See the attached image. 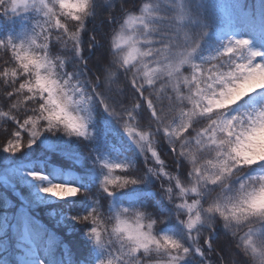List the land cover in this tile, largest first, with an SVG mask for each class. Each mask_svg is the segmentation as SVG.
Returning <instances> with one entry per match:
<instances>
[{
	"label": "snow or ice",
	"instance_id": "6c2138e0",
	"mask_svg": "<svg viewBox=\"0 0 264 264\" xmlns=\"http://www.w3.org/2000/svg\"><path fill=\"white\" fill-rule=\"evenodd\" d=\"M164 2L167 4L163 9L165 14L156 18L154 23L157 27L145 35L146 50L140 51L117 33L108 45L113 57L111 63H105L104 70L89 81L88 92L99 99V104L105 110L120 119L127 115L132 120L136 118V110L146 106L150 113V129L154 126V130H129V135L137 137L142 151L150 152L151 158L160 165V171L168 177L165 183L170 185L166 188L169 198L174 195V189L187 197L177 207L186 210L184 215H187V220L183 218L184 215L180 218L193 244L186 247L170 236L154 235L153 228L157 221L151 217L144 224L141 222L143 214L137 213V221L131 225L121 221L118 214L112 232L119 234V247L115 249L119 255L108 260L107 264H180L193 250L200 256L208 255L209 250H219L220 244L212 240L215 229L211 217L217 213L223 218L226 229L232 230L233 222L237 226L248 227L247 232L240 237V243L234 244V248L240 250V255H234L228 264H250L248 259H244L246 253L251 255L253 261L264 264V249L258 247V241L264 242V175L248 176L246 181L242 179L255 165L264 164V108L228 115L231 107L244 97L264 93V53L249 49L247 39L231 40L217 57L210 58L211 61H218V64L208 68L206 74L204 65L193 63L191 59L198 47V40L195 37L189 40L185 31L184 22L189 17L188 11L179 0ZM34 3L36 0H11V7H8V0H0V10L15 14L26 11ZM39 5L46 19L37 25L39 31L30 43L16 44L12 39L0 40V49L4 50L5 55L10 50L12 55L9 61L14 59L18 65V68H0V80L7 81L9 76L12 77L9 84L11 90H7L6 95L14 110L18 108L16 98L23 97V109H27V112L20 120V128L26 129L33 140L40 135L41 130L51 131L55 128H62L70 135L86 137L88 129L84 117L75 115L71 108V105H79L84 100L85 90L79 84H73L70 75L59 77L64 61L59 56L50 58L49 50L55 47V43H51L52 37H55L59 44L68 46L70 43L74 53H80V37L85 28L84 16L89 13L90 0H39ZM156 7L159 9L161 5ZM149 8L146 4L144 11H149ZM133 19L129 17L125 23L131 24ZM139 19L148 29V22ZM153 33L156 38H150ZM40 38L43 42L37 43ZM122 44H129L131 50L127 55H120ZM36 49L40 50V54H37ZM137 53L143 58L138 62L139 67L133 63ZM237 57L239 60L234 59ZM222 58H226L227 62H221ZM185 65L191 69L190 76L183 74ZM140 73L149 87L137 82ZM121 76L124 77V89L129 93L123 99L121 93L124 89L117 91L113 88ZM157 80L161 81L159 90H156ZM169 82H173L174 94L162 97L160 92ZM68 89H71V93ZM133 96L138 98V103L132 100ZM128 104H131V108ZM117 109L121 112L118 113ZM153 136H158L160 140L169 138L170 151L176 153L174 157H168L174 168L178 167L175 161L188 159L192 169L189 173L188 168H184V179L187 181L188 176L195 177L191 187H186L180 176H173L163 170L164 160L153 147ZM23 146L21 133L17 130L14 140L8 141L5 150H19ZM205 152L214 153V158L204 160ZM197 153L200 154L199 158ZM105 167L109 170L103 181L105 192L111 194L112 190L137 183L136 179L129 178V174L113 175L115 170L124 173L125 165L105 164ZM30 175L41 179L36 173ZM234 179L238 181L235 196L227 195L222 204L219 199H211L217 190L210 191L208 199L202 203L201 197L207 186L218 185L220 189ZM41 191L65 199L76 195L79 190L64 184H49ZM189 192L192 193L190 197ZM203 204L208 206L205 208ZM122 211L128 213L130 210ZM83 220L91 221V234L103 246L106 241L100 229L98 211L94 209ZM202 221L209 229L206 236L197 227ZM108 235L107 241L111 233ZM233 236H236L235 232ZM111 243L113 246L114 242ZM101 264L105 262L101 261Z\"/></svg>",
	"mask_w": 264,
	"mask_h": 264
},
{
	"label": "trees",
	"instance_id": "16d2710c",
	"mask_svg": "<svg viewBox=\"0 0 264 264\" xmlns=\"http://www.w3.org/2000/svg\"><path fill=\"white\" fill-rule=\"evenodd\" d=\"M161 1L163 0H92L90 14L85 18V28L81 32L79 54L74 53L70 43L68 46H63L56 42L55 37H52L51 43H55V47H50V58L59 56L64 61V68L58 73L59 77L64 78L65 74H68L73 84H79L85 90L84 100L78 106L81 116L87 123L86 137L70 135L62 128H55L51 131L41 130L40 135L33 140L26 129L20 128V120L27 112V109H23V97L16 98L18 108L12 109L9 103L10 98L6 95V91L11 90L9 84L12 77L9 76L7 81L0 80V177L6 178V182L0 178V188L7 198V204H0V224L2 225L0 260L9 264H21L26 251L33 246V241L24 229L25 224L31 223L34 224L37 233L44 237L46 243L50 242L54 264H101V261L107 264L108 260L119 255L115 251L119 247V234L112 232L117 223L118 214L131 223H136L137 213L143 214L144 218L141 222L144 224H147L148 217H151L157 221L153 228L154 235H167L186 247L192 246L193 242L188 239V229L180 218L186 210L177 207V204L183 202V196L178 189H174V195L171 199L169 198L166 188L170 185L165 183L168 177L160 171V165L151 158V153L142 151L137 143V137L129 135V130L132 132L154 130V126L150 129V113L146 110V106L136 110V118L129 120L128 116L124 115L120 119L105 110L99 104V99L88 92L89 81L104 70L105 63H111L113 57L108 45L113 42L117 33L127 29L125 27L127 15L139 13L147 3L154 5ZM180 3L189 13L188 19L184 22L188 39L195 37L198 40V47L191 58L192 62L204 65L206 74L208 68L218 64V61H211L210 58L217 57L231 40L247 39L249 49L264 53L255 47L250 38L237 36L236 30L240 28V24L232 11V0H180ZM243 3L251 11L252 16L255 19L259 18L261 25L264 26V0H243ZM56 11L59 15L58 7ZM25 19L12 17L11 12L0 10V40L12 39L16 44L30 43L39 31L37 25L43 23L46 18L43 10L35 9ZM154 21L151 26L156 28ZM42 42V38L37 40V43ZM36 52L40 54L39 49ZM124 52L125 49L120 55L123 56ZM11 55L10 50L5 55L4 50L0 49V68H18L14 59L9 61ZM234 59L239 60L238 57ZM138 62L136 63L139 67ZM221 62L226 63L227 59L222 58ZM182 71L185 76H190L191 69L188 65H185ZM128 79H131V74L128 75ZM123 80L124 77L121 76L120 81L114 84L113 88L117 91L123 90L125 87ZM137 82H143L145 87H149L142 73L138 74ZM172 83L169 82L160 92L162 97L174 94ZM160 85L161 81L157 80L156 90L160 89ZM68 91L71 93V89ZM150 91H152L151 88ZM128 94V90L124 89L121 98H126ZM132 100L139 102L136 96H133ZM157 105L159 107V102ZM127 106L131 108V104ZM261 108H264V93H253L233 105L228 115L254 112ZM117 112L120 113L121 110L117 109ZM17 130L21 133L23 148L5 150L8 141L14 140V133ZM152 144L164 160V171L173 176H180L184 184L192 182L191 176H188L187 181L184 179L186 176L184 168L187 167L189 173L192 169L187 158L175 161L178 167L174 168L173 162L168 157L169 155L174 157L176 153H171V146L165 138L160 140L158 136H153ZM199 155L197 153L198 157ZM203 157L205 160L212 159L214 153L205 152ZM31 160H42L63 171L72 170L78 173L80 185L76 196L70 200L57 199L54 202H41L37 191L46 186L48 174L40 176L41 179H36L28 170L17 167L19 163ZM105 164L125 165L124 173L115 170L113 175L129 174V178L136 179L137 183L112 190L111 194L105 192L103 181L109 174ZM260 175H264V164L255 165L242 179ZM231 182H234L235 188L238 187L237 180L234 179ZM189 194L190 197L192 193ZM203 197H201L202 203ZM207 199L208 197L205 198ZM205 205L207 207V204ZM94 209L98 211L100 229L106 241L103 246L98 244L91 234L93 227L91 221L83 220V217ZM123 209L130 211L123 213ZM55 218L60 220L56 222ZM183 218L187 220V215L185 214ZM211 220L215 229L212 240L220 244V249L209 250L206 256H200L193 250L180 264H228L234 255H240V250L235 249L234 244L240 243V237L247 232L248 227L233 223L232 230L226 229L225 222L218 213L212 216ZM14 224H17L18 229L13 228ZM197 227L206 236L209 230L207 224L201 223ZM233 232L236 233L235 237ZM109 233L111 238L107 241ZM193 235H196L195 231ZM205 248H207L206 245ZM244 259L247 257L244 256Z\"/></svg>",
	"mask_w": 264,
	"mask_h": 264
},
{
	"label": "rangeland",
	"instance_id": "374dc122",
	"mask_svg": "<svg viewBox=\"0 0 264 264\" xmlns=\"http://www.w3.org/2000/svg\"><path fill=\"white\" fill-rule=\"evenodd\" d=\"M180 2V0H179ZM161 5V7L158 9L156 6ZM147 5L150 6L149 11L145 12L144 7L142 10L137 13V14H129L126 17V21L129 20V17L134 18L133 22L131 24L125 23V27L127 29H124L122 36L124 37L125 40L129 42V44H134L136 48H138L140 51H145L147 46L144 43L145 40V35L152 30L151 24L153 23L154 20L160 15H164L165 13L163 12V9L167 7V4H165L164 0L156 3V4H149ZM40 10L42 11V8L39 5V0H36V3L31 4L30 7L26 11H19L17 13H12V17L16 18H21L24 20L25 18L27 19V15L31 13L34 10ZM232 11H234V14L237 18V22L240 24V28L236 30L237 36L241 38H250L255 45L256 48L260 49L261 51L264 52V26L261 25L260 19L254 18L251 14V11H249L243 3V0H232ZM143 18L146 22L149 24V28L145 29L144 25L140 23V19ZM25 19V20H26ZM125 21V22H126ZM9 32V31H8ZM10 33V32H9ZM25 35V34H24ZM150 38H156L154 33L153 36ZM129 44H122L121 47L122 49H125L124 55H127V53L131 50L129 47ZM136 60L133 61V63H136L137 61L143 59L142 57L139 56V54H136ZM152 67H155V65H150ZM71 108L74 112L75 115H81L80 114V108L78 105L73 104L71 105ZM167 143L170 145V140L168 137H164ZM171 146V145H170ZM193 151L195 148L192 149ZM199 158V157H198ZM205 160V159H204ZM203 162V161H202ZM18 169H25L28 170L31 173H36L39 176L46 175L48 174L49 178L47 179V185L49 184H64L68 186H72L75 188H78L80 185V177L79 174L72 171V170H66L63 171L59 167L55 165H51L50 163H47L45 161H40V160H31L30 162H24V163H19L17 165ZM193 177V176H191ZM2 180L6 182L5 177H0ZM191 183L186 182L184 184L186 187H191V184L195 182V177L191 180ZM234 182L229 183L228 187L225 189V191L228 193V195L235 196L236 192L232 193V190L235 189L236 186H233ZM216 189H219L218 185H209L205 189V193L203 196V200L205 201V198L208 197V193L210 191H216ZM191 193V192H189ZM188 193V194H189ZM37 195L39 196V199L41 202H54L58 198L55 196H52L48 193L42 192L41 189L37 191ZM190 195V194H189ZM188 195V196H189ZM76 195L69 196L65 199H73ZM187 197L183 196L182 201L186 199ZM221 199H224L223 194L220 197ZM189 203H191V200H188ZM0 204H7V198L5 194L2 192L0 188ZM204 207L206 208V205L203 204ZM208 206V205H207ZM120 217L121 221H125L128 224L135 225V222H129L125 218ZM60 219L55 218V221L58 222ZM203 223V222H202ZM234 223V222H233ZM199 223L197 224V226ZM25 230L27 231V234L30 238L31 241H33V246L31 249H28L23 256L21 260V264H54V254L52 251V246L50 242L47 244L46 240L44 237H42L40 234L37 233V230H35L34 224L27 223L24 225ZM2 228V225L0 224V230ZM14 229H18L17 224L13 225ZM245 234V233H244ZM243 234V235H244ZM2 250V243H0V252ZM185 258L183 259V261ZM0 264H9L8 262H5L3 260H0Z\"/></svg>",
	"mask_w": 264,
	"mask_h": 264
},
{
	"label": "clouds",
	"instance_id": "9594fccd",
	"mask_svg": "<svg viewBox=\"0 0 264 264\" xmlns=\"http://www.w3.org/2000/svg\"><path fill=\"white\" fill-rule=\"evenodd\" d=\"M8 7H11V0H8ZM91 7H92V0H90L89 13L86 14V15L84 16V20H85V18L90 14ZM36 50H37V49H36ZM53 59H55V57H53ZM244 180L246 181L247 178H244ZM227 187H228V185H227V183H226V184H225L224 186H222L219 190H217L216 193H213V194H212L211 199H212V200H217V199H219L220 202H221L222 204L225 203V200H224V199H221L220 197H221L222 194H223L224 198L228 195V193L225 191V189H226ZM233 192H235V189L232 190V193H233ZM258 247H260L261 249H264V242H260V241H258ZM245 256H246L247 259L250 261V264H259V261H253V260H252V257H251L250 254H247V253H246Z\"/></svg>",
	"mask_w": 264,
	"mask_h": 264
}]
</instances>
